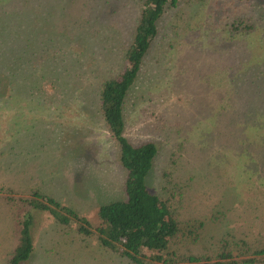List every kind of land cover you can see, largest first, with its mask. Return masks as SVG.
Here are the masks:
<instances>
[{"label":"rangeland","instance_id":"1","mask_svg":"<svg viewBox=\"0 0 264 264\" xmlns=\"http://www.w3.org/2000/svg\"><path fill=\"white\" fill-rule=\"evenodd\" d=\"M178 2L125 101L124 137L157 145L146 186L177 203L178 219L204 221L202 239L178 253L211 255L228 233L264 241V0ZM138 12V0H0L5 195L37 190L93 226L101 206L123 199L98 93L122 66ZM242 17L255 30L236 35L227 25ZM12 210L1 198L0 264L15 244ZM31 216L33 252L20 264H130L45 213Z\"/></svg>","mask_w":264,"mask_h":264},{"label":"trees","instance_id":"2","mask_svg":"<svg viewBox=\"0 0 264 264\" xmlns=\"http://www.w3.org/2000/svg\"><path fill=\"white\" fill-rule=\"evenodd\" d=\"M138 1V18L132 38L125 46L122 66L101 81L98 93V110L116 147L115 160L123 173L124 197L101 206L97 211L98 224L93 226L87 220L77 218L73 211L54 199L40 195L37 190L25 197H12L5 195V192L10 193V189L1 187L0 199L13 204L11 215L15 244L7 264H20L31 257L32 210L45 213L58 225L94 240L106 251L118 253L130 264H264L262 238L252 243L246 236L237 238L231 233L217 239L216 250L211 255L178 253L183 241L193 243L202 239L204 221L178 219L177 203L171 197L162 198L146 186V179L154 169L158 147L151 141L134 145L124 137L123 106L152 43L159 35L160 22L179 2ZM227 27L236 35L255 30L250 19L245 17L231 21ZM163 175L165 183L171 185L167 175ZM178 187L176 193L181 200L184 187ZM71 222L77 224L73 226Z\"/></svg>","mask_w":264,"mask_h":264}]
</instances>
